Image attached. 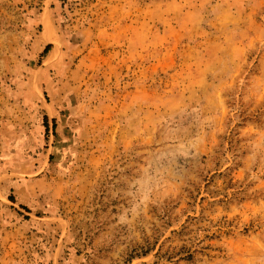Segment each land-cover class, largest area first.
<instances>
[{"label":"rangeland","instance_id":"rangeland-1","mask_svg":"<svg viewBox=\"0 0 264 264\" xmlns=\"http://www.w3.org/2000/svg\"><path fill=\"white\" fill-rule=\"evenodd\" d=\"M0 264H264V0H0Z\"/></svg>","mask_w":264,"mask_h":264},{"label":"trees","instance_id":"trees-1","mask_svg":"<svg viewBox=\"0 0 264 264\" xmlns=\"http://www.w3.org/2000/svg\"><path fill=\"white\" fill-rule=\"evenodd\" d=\"M49 49H50V46H49V45L46 46L45 49H44V51H43V53H44V54L47 53V52L49 51ZM43 125H44L45 131H46V133H47L48 130H49V123H48V118H47V116H44V117H43ZM55 128H56V123H55V120L53 119V120H52V129H55ZM191 257H192V255H188L187 258H191Z\"/></svg>","mask_w":264,"mask_h":264},{"label":"bare ground","instance_id":"bare-ground-1","mask_svg":"<svg viewBox=\"0 0 264 264\" xmlns=\"http://www.w3.org/2000/svg\"><path fill=\"white\" fill-rule=\"evenodd\" d=\"M44 37L46 38V40H50L51 38H53L52 28L48 23H45Z\"/></svg>","mask_w":264,"mask_h":264}]
</instances>
